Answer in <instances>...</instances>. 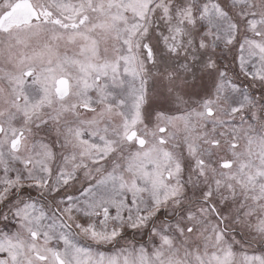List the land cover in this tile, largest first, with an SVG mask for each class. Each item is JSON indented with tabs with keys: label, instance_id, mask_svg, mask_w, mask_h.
Listing matches in <instances>:
<instances>
[{
	"label": "snow or ice",
	"instance_id": "snow-or-ice-1",
	"mask_svg": "<svg viewBox=\"0 0 264 264\" xmlns=\"http://www.w3.org/2000/svg\"><path fill=\"white\" fill-rule=\"evenodd\" d=\"M0 264H264V0H0Z\"/></svg>",
	"mask_w": 264,
	"mask_h": 264
},
{
	"label": "rangeland",
	"instance_id": "rangeland-1",
	"mask_svg": "<svg viewBox=\"0 0 264 264\" xmlns=\"http://www.w3.org/2000/svg\"><path fill=\"white\" fill-rule=\"evenodd\" d=\"M104 247H108V246H101L99 250L104 251L106 254H110L112 250H109V248L108 250H105Z\"/></svg>",
	"mask_w": 264,
	"mask_h": 264
},
{
	"label": "flooded vegetation",
	"instance_id": "flooded-vegetation-1",
	"mask_svg": "<svg viewBox=\"0 0 264 264\" xmlns=\"http://www.w3.org/2000/svg\"><path fill=\"white\" fill-rule=\"evenodd\" d=\"M104 248H105V250H108V248H109V250H112L110 246L104 247Z\"/></svg>",
	"mask_w": 264,
	"mask_h": 264
}]
</instances>
